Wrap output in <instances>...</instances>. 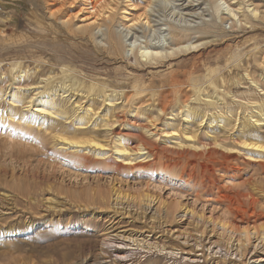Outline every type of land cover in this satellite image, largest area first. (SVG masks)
<instances>
[{"label": "rangeland", "instance_id": "obj_1", "mask_svg": "<svg viewBox=\"0 0 264 264\" xmlns=\"http://www.w3.org/2000/svg\"><path fill=\"white\" fill-rule=\"evenodd\" d=\"M127 1L112 4L114 30L125 23ZM218 2L201 5L208 20ZM253 2L260 20L245 24L224 14L212 32L190 34L207 42L202 48L150 65L138 53L109 46L98 29L86 30L78 14L84 0H0V264H264V153L240 135L255 130L264 137V124L242 127L240 117L249 113L243 108L227 126L186 124L172 115L184 104L197 105L195 87L214 91L208 74L234 95L251 85L245 72L264 89V1ZM130 3V14L142 17L137 27L151 15V25L160 24L168 36V25L179 20L172 8L182 0ZM190 19L200 23L197 17L181 22ZM147 27L138 31L137 46L158 41L161 32ZM64 70L107 94H122L105 123L96 118L108 103L92 94L80 103L94 102L97 114L82 127L73 118L33 114L43 86L60 81ZM15 91L23 103L9 100ZM183 130L199 143L175 139ZM120 135L132 152L126 159L114 149ZM63 136L93 143L79 147ZM139 144L150 158L141 156ZM100 146L105 155H96ZM32 190L29 208L18 192Z\"/></svg>", "mask_w": 264, "mask_h": 264}, {"label": "bare ground", "instance_id": "obj_2", "mask_svg": "<svg viewBox=\"0 0 264 264\" xmlns=\"http://www.w3.org/2000/svg\"><path fill=\"white\" fill-rule=\"evenodd\" d=\"M114 1H117V0H84V4L86 6L82 5V7H80V9L78 11V14L81 16L84 24L86 23L85 29L88 31L89 30L91 31L94 28L98 29L97 33L101 32L102 35L107 37V39H108L107 43L109 46H111L112 48H116V47H118L119 49L123 48V50L124 49L126 50V53H128V52L138 53L139 59L141 61L145 62L146 64H150V65L160 64L161 62L165 61L168 58L173 57L174 55L177 56L176 54L189 53V52L197 51L198 49L202 48L207 42L203 41V40L202 41L193 40L192 38H189L190 34L191 33H199L201 35V34H204V32H206V31L212 32L213 28L218 27V25L220 27V24L218 23L217 20H221V24L224 22V17H223L224 14L230 16L232 19L233 18L237 19V21L240 23L242 22V20H244L245 24L251 22V21H249L251 19L255 18V19L260 20L262 17V14L259 10V7L256 4H254L255 2H253V0H248L249 2L251 1L250 3H247V2L245 3L244 1H240V0H237V1L234 0V2H232V4L228 3L226 0H218L219 4H215L213 6L214 7L213 8L214 14H213V12L210 13V15H212V18H213L212 20L211 19L208 20L206 18L207 15L205 14V11H207L208 8L207 9L203 8L202 11H200L201 5L204 3L208 4V2L210 0H208V1H204V0H202V1H200V0H182V3L176 4L178 6H175L174 9L171 7L172 8V11H171L172 15L175 16V18L178 17L179 20L177 22L176 21L172 22L171 19H169V21H171V23H170V25H168V28H167V29H169V35L167 36L164 34L166 31L165 28L158 27L160 24L151 25V22H152V20L150 21L151 15L148 17L145 16V19H147L146 22L143 23L141 26L137 27L138 22L140 19H142V17L140 15H136V14H130L129 9L131 7L134 8V6H132L133 4L130 3L133 0H128L127 2H129V3L126 2L128 5H126V8H124V10H122L123 11L122 16L125 20V23L119 24L118 28H117L118 31H116L117 29L114 30V28H113L115 23L112 27V22L114 21L113 9L115 8L114 6H112V4L114 3ZM155 1H158L159 3L164 2L167 4V3H172V1H175V0H155ZM262 1H264V0H262ZM152 3H154V2H152ZM173 3H175V2H173ZM233 4H234V6H233ZM176 7H179V9H176ZM245 8H246V10H245ZM224 10H226V12H223ZM220 12H221V14H220ZM75 15H76V13H75ZM79 15H78V17H80ZM130 15H132L131 18L129 17ZM75 17L77 18V16H75ZM191 17H197L198 20H200V23H198L199 21H197V20H191V19H190V22H188V23L185 22L186 24L181 22L182 19L184 21V19L188 20ZM241 17H243V19H241ZM101 20L104 22V24L99 23V21H101ZM153 21H155L157 23L159 22L156 20H153ZM146 26H148L147 28H149V27L153 28L154 26H156L153 29L154 35H155V32H157V33L161 32L160 35L157 36L158 41L154 42L155 38H153V39L147 40L145 44H141L140 46H137V41L139 40V36L137 35V33L141 28L145 29ZM222 31H224V29H222ZM215 33L217 34L219 32L215 31ZM219 34H221V33H219ZM184 38H187V39H184ZM209 38H211V37H209ZM101 41H102V39L100 40V42ZM127 41H129V44H126ZM237 65H239V63ZM17 69H19V68H17ZM21 72L26 73L27 70L26 71L22 70ZM62 73H63V78L60 81H58L56 83H52L51 85L49 83H47L43 86V89H44L43 96H42V98L40 97V99L37 101V104L35 105V110H34L33 114L35 115V113H37V115H38L39 113H47L50 116L51 115L56 116V117L60 116V117H63L65 119L73 118V123L76 126L82 127L83 125L87 124L93 116H96V114H97L96 108L94 107V104H93L94 102L87 105V107H83L82 104L80 103V99L84 95L92 94L93 99H95L99 96L100 97L103 96L108 103V105H107L108 107H107L106 112L101 116H97V118H96L97 121L105 123L108 115L113 110V108L111 106L116 102L118 95H122V94H120V93H115V95L107 94L106 91L99 89L98 84L96 82H93L90 85H86L84 82H82L77 77H75V75H70L69 72H67L65 70L62 71ZM245 76L248 80H250V83H251L250 87H248L247 91L240 93V94H237V95H234L233 93H231L230 91H226L225 89L221 90V88H219L218 84L216 83L215 79H213V77H211L210 74H208V79H207L208 84L207 85L209 87H212L214 91L212 93H210V91L204 92L201 89V87H195L194 88L195 89V99L194 100L196 101L197 105L190 106L189 104H184L183 107L178 108L175 111H173L172 115H174V116H177L179 114L182 115L185 123L190 122L193 119H195L196 122H199V123H203L205 121L206 123L211 125L214 122H218V124H220L221 126H227V125L231 124L232 118L235 116L237 109L243 108L246 112L249 111V113L244 114L242 118L240 117V119H242L241 120L242 127H246L249 125L264 124V89L263 88L260 89V86H259L260 84L258 83V81L251 78L250 72H245ZM261 77L264 78V71L262 72ZM243 78H245V77H243ZM46 79H47V82H49L50 78H46ZM194 86H196V85L194 84ZM254 86H255V88L258 89V92L252 91V87H254ZM1 93H2V91H0V98L3 97V95ZM75 95L78 96L79 98L75 97ZM227 96H233L234 98L241 97V102H236L235 100L233 102H229L227 99ZM73 97H75L74 100H72ZM9 100H11V102H13V103L14 102L23 103L25 101V97H24V95L15 91V92L10 94ZM70 101H72V102H71V105L69 106L68 104L70 103ZM182 108H185V110L183 111ZM78 110H81V112L78 113L77 112ZM44 118H46V116H44ZM43 121L44 120H42V123H43ZM51 123H53V121ZM51 126H53V124ZM169 126L171 127V129H172L171 131L174 134L178 132V129H177L178 125L176 126V125L172 124ZM240 135H241V138L243 139L244 145L252 146V147L256 148V150L258 149L261 155L264 153V137L263 136H261V135H259V133L255 132V130L249 131V133L247 135L245 134V131H242V133ZM74 136H75V138L81 137L79 133H75ZM194 137H195L194 132L189 131V130H187V131L185 130L183 132L182 137L179 136V137H176V138L174 137V138L178 139L180 142H184V144H185V141L186 142L188 141V143L191 142L192 144L197 145L199 142L195 143V141L190 140ZM61 138L64 139L65 142L69 141L70 143H72L74 145H77V146L79 145V147L81 144H86V143L92 144L93 143V141L88 140V139H74V138H68L66 136L65 137L63 136ZM124 138H122L120 135V137L118 139H115L116 142L114 145V149H115L118 157H123L124 159H126L132 155L131 154L132 152H131L130 148L126 145V143H124ZM97 144H98V142H97ZM201 144H200V146H205V145H203L204 143L202 145ZM101 147L102 146L97 148L96 155L100 156V155L106 154V152L102 151L103 149ZM136 148H138V147L136 146ZM199 149H200V147H199ZM138 151L141 154V156H144V155L146 157L150 156L149 155L150 152L147 151V148L143 144H139ZM10 191L13 192L11 189H10ZM34 191L35 190L29 191V192H20V191L18 192V194L21 195V197H23L24 200L28 199V201H26V203L29 205V208L32 206L31 200L35 198L36 193H34ZM19 195H18V197H20ZM5 196H7V195L5 194ZM251 209H253V208H251ZM250 216H251V214H250ZM225 225L226 224H224V226ZM262 239H264V237Z\"/></svg>", "mask_w": 264, "mask_h": 264}]
</instances>
